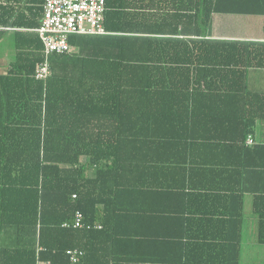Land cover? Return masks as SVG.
<instances>
[{
    "label": "trees",
    "instance_id": "16d2710c",
    "mask_svg": "<svg viewBox=\"0 0 264 264\" xmlns=\"http://www.w3.org/2000/svg\"><path fill=\"white\" fill-rule=\"evenodd\" d=\"M104 2L105 33L70 35L73 50L50 54L43 80L37 32L13 31L0 69V264H239L240 193L229 208L208 179L255 148L246 138L264 93L247 70L264 68V41L214 38L210 25L214 13L264 16V0ZM42 4L0 0V39L5 27H37ZM197 175L203 184L189 187ZM171 197L182 204L159 205ZM253 210L264 244V200ZM141 216L179 232L124 228ZM70 249L82 252L75 262Z\"/></svg>",
    "mask_w": 264,
    "mask_h": 264
},
{
    "label": "crops",
    "instance_id": "0c3cea01",
    "mask_svg": "<svg viewBox=\"0 0 264 264\" xmlns=\"http://www.w3.org/2000/svg\"><path fill=\"white\" fill-rule=\"evenodd\" d=\"M15 7L27 12L26 7L29 6L31 12L36 7L35 4H14ZM41 14L37 16V22L40 23ZM39 25V24H38ZM4 38H10L13 42V31H35V28H12L5 27ZM211 37L223 38V39H241L245 41H264V16L261 15H231L214 13L212 14L210 25ZM2 37V38H3ZM1 38V39H2ZM0 39V40H1ZM247 82L250 90L264 93V68L262 67H250L247 70ZM253 144L249 147H255L251 151L245 153L241 158L243 161L242 168L236 170L235 168H226L218 173H215L214 177H210L208 184L215 186L216 188L225 187L226 203L229 208L238 205V200L235 202L231 198L232 193L236 190L240 193L242 200V218H241V232L239 243V264H264V244L257 241V231L259 218L258 214L253 210V204L255 199H258V203L264 200V119L259 118L255 122L254 132L252 134ZM220 157L219 159H221ZM225 160L228 164L233 163L234 158L231 155H226ZM90 173V172H89ZM218 174V175H217ZM203 176L197 175L189 183V187L200 186L203 182ZM203 184V183H202ZM186 190L180 192H188L190 188H184ZM146 200V198L142 199ZM161 201L159 205H164V208H173L182 204L183 199L169 198L165 202ZM155 206V205H154ZM140 219L134 221L130 219L129 223H124L125 228L128 227V231L133 234L146 233L148 235L160 233L165 230L172 232H179V225L173 222H155V219L151 216H141ZM229 222H232L229 220ZM231 224V223H229ZM121 226V225H120ZM164 226H170L163 228ZM162 232V233H161ZM233 233L230 235L232 236ZM150 245L139 249L135 255L147 254ZM131 250H134L132 247ZM159 252L166 258L174 259L179 258L180 251L176 247L168 246L159 248ZM154 254H156L154 252Z\"/></svg>",
    "mask_w": 264,
    "mask_h": 264
},
{
    "label": "built area",
    "instance_id": "2783aa9c",
    "mask_svg": "<svg viewBox=\"0 0 264 264\" xmlns=\"http://www.w3.org/2000/svg\"><path fill=\"white\" fill-rule=\"evenodd\" d=\"M104 4V0H43L40 23L35 32L42 42L44 59L35 67L36 79L43 80L50 74L48 63L50 54L69 53L73 50L68 42L70 35L105 33ZM252 141L251 136L246 138L247 144ZM81 218V213L77 211L72 219V225L80 226ZM63 225L68 224L63 223ZM66 253L71 257L72 262L82 254L81 251L72 249L67 250Z\"/></svg>",
    "mask_w": 264,
    "mask_h": 264
},
{
    "label": "rangeland",
    "instance_id": "374dc122",
    "mask_svg": "<svg viewBox=\"0 0 264 264\" xmlns=\"http://www.w3.org/2000/svg\"><path fill=\"white\" fill-rule=\"evenodd\" d=\"M14 57V46L12 40L3 37L0 40V69L6 66Z\"/></svg>",
    "mask_w": 264,
    "mask_h": 264
}]
</instances>
